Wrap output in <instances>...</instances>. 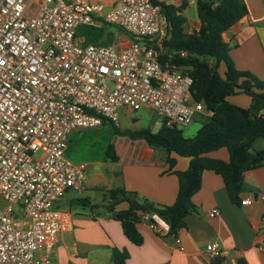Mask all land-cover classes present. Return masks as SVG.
<instances>
[{"label": "built area", "instance_id": "obj_1", "mask_svg": "<svg viewBox=\"0 0 264 264\" xmlns=\"http://www.w3.org/2000/svg\"><path fill=\"white\" fill-rule=\"evenodd\" d=\"M171 2L194 0H0V264H50L70 219L57 202L85 191V163L65 154L72 131L103 119L118 126L122 107L146 106L177 127L213 114L191 98L185 68L159 61L169 34L161 4ZM100 22L121 28L130 43L82 45L78 27ZM151 218L163 235L167 223ZM206 251L226 255L216 240Z\"/></svg>", "mask_w": 264, "mask_h": 264}, {"label": "crops", "instance_id": "obj_2", "mask_svg": "<svg viewBox=\"0 0 264 264\" xmlns=\"http://www.w3.org/2000/svg\"><path fill=\"white\" fill-rule=\"evenodd\" d=\"M244 1L248 13L224 31L222 38L228 43L229 55L236 68H258L259 76L264 78V30L259 31L253 24V20L258 18L253 0ZM196 2L194 0L183 10L187 32L199 27ZM260 2L258 0V5ZM88 26L83 24L77 29L76 35L82 45L94 43L126 47L130 43L131 37L113 25L110 26L115 27L116 31H107L100 41L96 38L97 34L85 35V38L82 33ZM227 100L241 107H247L250 103V97L245 94L230 95ZM131 112L129 108L122 107L119 109V118H126ZM198 119L195 117L194 121ZM134 121L138 119L134 118ZM192 123L181 127L182 130L192 127L191 132L195 131L199 124ZM106 124L105 119L102 125ZM83 133L77 129L69 135L65 154L71 161L84 162L76 155L77 149L71 146L76 143L75 138L79 140ZM111 143L112 155L116 159L106 158L114 164L112 173L105 178L94 176L92 183H87L85 188L103 190L120 186L156 204L170 205L174 201L177 177L166 171L167 164L161 150L149 146L143 139H132L115 133ZM171 155L175 158L174 169L187 168V157ZM205 155L224 161L229 157L226 148L209 151ZM240 187L239 203H235L229 198L222 177L213 170L204 169L200 187L191 197L196 211L185 217V226L175 236L166 234L167 230L159 235L152 229L149 217H145L136 223L142 235V243L139 245L124 235L120 221L111 218L105 207L103 212L98 208L91 212L87 206L73 202V198L85 196L90 203H95L89 195H70L71 191H68L65 194L67 197L64 199V195L57 206L68 212L70 219L58 234L50 264H113L111 253L114 248L126 251V264H209L211 259L206 248L212 240H216L226 250L222 264H264V165L244 171ZM245 197L248 198L247 203L240 204ZM126 207L125 202L116 206L117 209ZM214 207L218 209V214L209 216L208 212Z\"/></svg>", "mask_w": 264, "mask_h": 264}, {"label": "trees", "instance_id": "obj_3", "mask_svg": "<svg viewBox=\"0 0 264 264\" xmlns=\"http://www.w3.org/2000/svg\"><path fill=\"white\" fill-rule=\"evenodd\" d=\"M186 6L184 2L161 4L169 23V34L162 42L158 58L161 63L169 61L185 68L192 78L191 98L202 101L213 114L191 136H185L180 127L164 122L156 131L147 127L119 130L113 124L115 134L143 139L149 146L161 150L166 171L174 173L178 182L175 199L170 205L153 203L120 186L103 189V206L111 218L120 221L124 235L136 245L142 243L136 223L146 216L152 220L151 216L156 214L164 220L168 235L175 236L185 226V217L196 211L191 197L200 187L204 169L218 173L229 198L239 203L243 172L264 165V147H254L257 139L264 138L261 113L264 110V78L236 68L229 55L228 43L222 38L224 31L248 13L247 5L244 0H197L199 27L192 32H187L184 26ZM180 51H185L186 55L180 56ZM221 65L224 70L219 72ZM235 94L248 95L249 105L241 107L227 100ZM219 148H226L227 161L205 155ZM112 153L113 144L110 143L105 155L116 159ZM171 154L187 157V168L174 169L175 158ZM73 202L87 206L91 212L98 208L85 196H77ZM123 202L127 207L117 209L116 206ZM126 258V251L112 250L113 264H126ZM222 261L223 258L216 257L209 264H222Z\"/></svg>", "mask_w": 264, "mask_h": 264}, {"label": "rangeland", "instance_id": "obj_4", "mask_svg": "<svg viewBox=\"0 0 264 264\" xmlns=\"http://www.w3.org/2000/svg\"><path fill=\"white\" fill-rule=\"evenodd\" d=\"M253 2L255 4L254 11L256 12L258 17V18L256 17L257 19L253 20L254 21L253 24L259 29V31L264 30V0H261L259 5H258V0H253ZM98 25H102V27H97V26L86 27V29L83 30L82 33L83 36L86 38L85 35L97 34L98 36H96V38L98 37L97 39L98 41H100L103 39L104 37L103 35L107 31H110L111 33H114L116 31L115 27L107 25L105 23L100 22L98 23ZM222 71H223V67L221 65L219 67V72ZM249 71L259 79H263L262 77L259 76L258 68L251 67ZM134 118L138 119V121H134ZM192 122H193L192 124H195L194 122H198L200 127L201 124L203 123V120L198 119V121L193 120ZM160 123H161L160 120L155 116V114L152 111L146 109L145 106H142L139 110L132 111L126 118L125 117L119 118V124L117 128L136 130L142 127H147L149 129L157 130L158 127L160 126ZM101 126L95 128L81 129L82 132L84 133L80 135L79 140L75 138L76 141L75 144L74 143L71 144V146H74V148L77 149L76 155H78L81 158V160H83L85 163V169H84L85 185H87V183L89 184L92 183L93 181L92 179L94 178V176H98V177L102 176L104 178L109 177L110 174L112 173V169L114 168V164L109 159H107L105 155L107 147L111 143L112 137L114 135V125L107 120V124ZM191 128L192 127H187L186 129L182 130L183 134L185 136L193 135L197 129L191 132ZM254 147L255 148L264 147V138L257 139L254 142ZM100 183L101 182H97L98 185H102ZM73 193L74 192H70L69 194L73 195ZM84 193L89 195L90 200L98 205L99 211L101 212L105 211L103 206L104 203L103 196L105 195V191H103L102 189L98 190L87 187L85 188L83 194ZM66 197L67 196L65 195L64 199Z\"/></svg>", "mask_w": 264, "mask_h": 264}]
</instances>
